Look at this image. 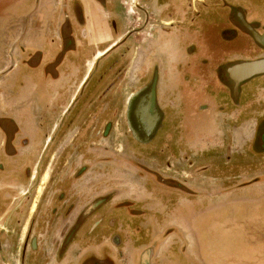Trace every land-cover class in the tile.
<instances>
[{
  "label": "flooded vegetation",
  "instance_id": "obj_1",
  "mask_svg": "<svg viewBox=\"0 0 264 264\" xmlns=\"http://www.w3.org/2000/svg\"><path fill=\"white\" fill-rule=\"evenodd\" d=\"M127 1L116 5L115 0H89L106 23L98 35L103 37L90 40L84 27L85 3L50 0L51 7L60 11L61 21L56 25L57 40H50L49 60L38 68L39 80H47L46 88L40 86L46 97L33 103L30 119L6 125L1 146L0 264L114 263L102 254V207L110 202L112 209H118L117 175L113 173L119 157L131 162L134 144L145 137L136 129L139 120L134 110L148 92L143 115L157 129L143 145L156 138L166 108L181 107L180 98L188 105L190 101L196 115L210 112L212 94L208 96L210 91L201 87L206 85L225 98L239 97V130L245 136L239 139V152L264 156V71L246 74L264 62L249 68L237 66L264 58V11L225 1L227 15L211 27V33L190 30L183 55L179 23H174V29L162 28V35H151L150 14L156 13L162 22L158 12L171 5L158 0ZM135 13L143 15L136 27L148 25V34L138 40L141 46L137 47L132 40L139 32L135 26L119 33L140 19ZM205 40L217 42L216 50ZM232 52L242 57L231 60L227 56ZM225 121L223 116L221 122ZM119 125L117 133L126 149L122 156L114 147ZM165 134V138L171 136ZM88 239L94 248L88 249Z\"/></svg>",
  "mask_w": 264,
  "mask_h": 264
},
{
  "label": "rangeland",
  "instance_id": "obj_2",
  "mask_svg": "<svg viewBox=\"0 0 264 264\" xmlns=\"http://www.w3.org/2000/svg\"><path fill=\"white\" fill-rule=\"evenodd\" d=\"M8 1L0 0V8ZM162 1L171 6L158 12L162 22L158 21L156 13L150 14V27H154L151 35H162V28L174 29V23H179L183 55L190 30L211 33V27L227 15L224 14L226 2L255 5L254 12L264 11V0H158ZM115 4H120L119 0H115ZM134 15L140 19L123 26L119 33L135 26L139 32L132 40H136L137 47L141 46L138 40L147 36L148 25L143 29L142 25L136 27L142 24L143 15ZM169 19L174 22L165 25L163 21ZM205 41L216 50L217 42ZM227 57L235 60L242 56L232 52ZM216 83L213 80V84ZM201 87L210 91L208 96L212 94L210 112L199 111L196 115L190 101L188 105L186 99L180 98L181 107L166 108V118L156 138L147 145L134 144L133 161L118 159V170L113 173L117 175L114 176L118 184V209H112L114 205L110 202L103 205L105 218L99 226L103 257L110 261L112 252L113 264L117 261L118 264H247L248 257L264 254V243L255 240L262 237L252 231L246 234L245 230H250L258 214L264 217V195L260 194L263 183L247 187V183L257 178L264 180V156L239 152V139L245 137L239 130V97L232 100L220 91L210 90L211 86ZM167 93H171V89ZM223 116L224 123L221 122ZM173 125H177L176 128ZM120 126L116 127L118 137ZM165 133L171 136L165 138ZM120 138L115 140L114 147L122 156L126 149ZM246 138L249 142L247 135ZM225 149L231 152L225 154ZM92 242L88 239V249L94 248Z\"/></svg>",
  "mask_w": 264,
  "mask_h": 264
},
{
  "label": "crops",
  "instance_id": "obj_3",
  "mask_svg": "<svg viewBox=\"0 0 264 264\" xmlns=\"http://www.w3.org/2000/svg\"><path fill=\"white\" fill-rule=\"evenodd\" d=\"M81 1L85 3V34L90 40L102 38L98 36L103 34L102 28L106 24L102 12L89 0ZM59 13L54 6L51 7L50 0H9L4 8H0V156L2 141L7 134L6 125L19 124L22 118L30 119L33 103L46 97L45 89H40V86L46 88L47 80H39L38 68L44 67L49 60L50 40H57L56 25L61 21ZM9 29L13 31L9 32ZM258 182L264 185V180L257 178L247 183V187ZM261 193L263 196L264 188ZM254 221L249 226L250 230L245 229L246 234L252 231L262 237L255 240L264 243V217L258 214ZM116 255L119 256L118 250ZM249 258L254 262H250ZM109 259L113 261L112 252ZM245 262L264 263V254L252 255Z\"/></svg>",
  "mask_w": 264,
  "mask_h": 264
},
{
  "label": "water",
  "instance_id": "obj_4",
  "mask_svg": "<svg viewBox=\"0 0 264 264\" xmlns=\"http://www.w3.org/2000/svg\"><path fill=\"white\" fill-rule=\"evenodd\" d=\"M262 62H264V58L258 59V60H253V61H247V62L241 63L237 66L239 67V66L244 65V66H248V68H249V65H259V63H262ZM262 71H264V65L257 66V67L254 66V67H250L249 72L246 74L249 75V74L258 73V72H262ZM145 95H146L145 99L138 102V104L136 105L135 110H134L135 115L138 117V120H139V124L136 125V129L137 130L140 129V131H142V133L146 137V138L144 137V139L142 138L141 140H137L140 143L148 142L149 139L152 137V132L156 131V129H157L155 122L152 121L151 124H145V122L142 118V113L144 112V114H145V110L148 107L149 97H150L151 93L148 92Z\"/></svg>",
  "mask_w": 264,
  "mask_h": 264
},
{
  "label": "bare ground",
  "instance_id": "obj_5",
  "mask_svg": "<svg viewBox=\"0 0 264 264\" xmlns=\"http://www.w3.org/2000/svg\"><path fill=\"white\" fill-rule=\"evenodd\" d=\"M142 118H143V120L146 119V117L143 116V113H142ZM146 121H147V123H146ZM144 122H145V124H151L152 121H150V119H148V120H144Z\"/></svg>",
  "mask_w": 264,
  "mask_h": 264
},
{
  "label": "trees",
  "instance_id": "obj_6",
  "mask_svg": "<svg viewBox=\"0 0 264 264\" xmlns=\"http://www.w3.org/2000/svg\"><path fill=\"white\" fill-rule=\"evenodd\" d=\"M253 260V259H252Z\"/></svg>",
  "mask_w": 264,
  "mask_h": 264
}]
</instances>
